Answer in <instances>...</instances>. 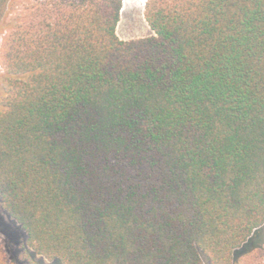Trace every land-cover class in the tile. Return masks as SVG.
<instances>
[{
  "label": "trees",
  "instance_id": "trees-1",
  "mask_svg": "<svg viewBox=\"0 0 264 264\" xmlns=\"http://www.w3.org/2000/svg\"><path fill=\"white\" fill-rule=\"evenodd\" d=\"M122 7L42 0L14 18L0 208L52 264L264 255V0H147L155 34L131 40Z\"/></svg>",
  "mask_w": 264,
  "mask_h": 264
},
{
  "label": "rangeland",
  "instance_id": "rangeland-1",
  "mask_svg": "<svg viewBox=\"0 0 264 264\" xmlns=\"http://www.w3.org/2000/svg\"><path fill=\"white\" fill-rule=\"evenodd\" d=\"M42 0H11L3 21L0 23V100L4 95L2 81L5 68L1 64L3 43L9 33L14 18L22 12L24 7ZM147 0H123L121 18L117 25V34L121 39L131 40L154 35V31L145 19V5ZM2 104L0 101V109ZM264 237V226H263ZM0 248L7 264H52L43 255L37 254L27 244V236L23 228L0 208ZM246 250L238 252L243 257ZM242 264H264V255L259 252L243 257ZM206 264H212L206 261Z\"/></svg>",
  "mask_w": 264,
  "mask_h": 264
}]
</instances>
